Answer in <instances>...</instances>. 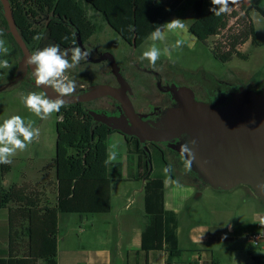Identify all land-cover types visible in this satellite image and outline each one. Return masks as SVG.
Here are the masks:
<instances>
[{"label":"trees","instance_id":"1","mask_svg":"<svg viewBox=\"0 0 264 264\" xmlns=\"http://www.w3.org/2000/svg\"><path fill=\"white\" fill-rule=\"evenodd\" d=\"M9 1L19 32L32 53L50 45H59L62 51L78 47V34L84 44L90 42L98 31V25L85 5L101 13L125 42L132 47L135 43L138 48L156 27L162 26L188 1H191L194 17L188 30L211 49L217 60L223 63L234 58L249 60V53L241 50L248 41L254 48L264 46V40L257 37L249 7L241 10L237 5H230L229 14L216 17L210 10L206 11L208 0ZM1 5L0 2V30L16 46L14 55L18 58L22 56V50L8 32ZM255 9L264 17V9L259 6ZM43 19H47L45 28L40 26ZM37 35L41 39H34ZM70 56L69 51V59ZM18 65L19 60L13 73ZM89 110L86 103H75L66 104L57 113L56 156L43 168L54 172V178L48 179L47 194L30 182L0 187V209L8 210L10 224L9 254L0 258V264H58L61 213L87 215L111 212L112 182L118 179L113 164L105 161L110 150V138L119 132L96 122ZM125 139L128 153L136 156L135 179L145 181L142 248L151 251L165 247L167 264H172L174 259L182 257L184 251L179 247L178 214L165 205V179L152 176L150 147L157 146L149 142L144 148L135 136H125ZM161 151L165 160L166 153ZM11 170L12 165L0 164L1 178L5 179ZM251 257L256 264H264V257L253 253ZM213 264L217 263L213 261Z\"/></svg>","mask_w":264,"mask_h":264},{"label":"rangeland","instance_id":"2","mask_svg":"<svg viewBox=\"0 0 264 264\" xmlns=\"http://www.w3.org/2000/svg\"><path fill=\"white\" fill-rule=\"evenodd\" d=\"M190 3L191 1L186 2L184 6L192 11ZM85 6L98 25V31L92 37L91 44H96L100 51H111L116 61L124 66L130 79L128 82L137 92H141L144 86V89L150 93L151 99L148 93L141 92V95L139 93L140 98L135 100V108L140 114L149 112L152 105L157 103L155 95L159 87L156 88L155 77L163 76L165 81L170 79L177 85L183 86H194L204 81L211 85L215 82L211 81V78H219L224 82L237 84L238 88L247 91L264 89V46L254 48L248 43L244 49L250 55L249 60L234 58L230 62L223 63L214 57L209 47L200 43L189 31L187 33L184 29L183 32L178 33L166 32V40L157 42L162 55L157 61L156 68L153 69L147 60H141L142 52L152 44L150 39L138 48L132 47L103 19L101 13L90 5ZM175 16V18L182 19L185 27H188L190 20L180 11L175 12ZM193 19L192 15L191 21ZM254 21L257 37L263 40L264 19L255 15ZM46 23L47 19H43L40 26L45 28ZM2 38L6 41L10 52L0 59H7L12 68L11 71L0 69V123L12 115H20L26 120L35 121V126L40 128L39 140L31 144L26 151L18 152L13 158L12 170L6 176L5 184L7 187L12 184L30 182L40 189L39 179L41 177L36 175L32 168L41 165L44 159L50 161L56 156L57 113L47 120H40L24 107L21 102L22 95L29 92L45 93L31 84V73L27 74L23 81H16L17 70L13 73V68L22 56L17 58L14 55L17 51L16 46L7 37ZM193 38L196 41L193 42ZM177 39H182L185 43L180 49H172ZM165 48H169V51L164 52ZM99 64L97 62L88 65L82 62L74 70L68 72V76L76 81V93L96 84H116L117 81L111 73L110 65ZM101 70L103 73L100 72ZM86 104L91 110L97 109L96 111L107 114H119L120 112V105L109 98ZM113 144L118 146V159L113 164L114 169L121 165L123 175H131L136 170V156L128 153L125 137L119 133L113 135L110 139V150ZM161 150L166 153L165 160ZM150 152L152 176L165 179L167 197L172 198L179 211L180 246L184 251L181 259L189 262L195 254L199 256L203 254L202 259L206 264H213V261L217 264H256L252 260V253L264 257V242L260 246L252 247L246 240L248 234L264 232V199L258 198L247 185H239L226 191L214 189L193 171L185 172L184 157L169 146L163 144L162 149L151 146ZM167 166L173 169V175L170 174L169 177H166L163 172ZM49 174L53 179L54 172H49ZM50 197L53 198L52 195ZM137 206L138 203L133 207ZM81 218H84V222ZM101 218L99 214L61 213L62 231L59 237L62 248L70 242V237H65L66 231L72 229L73 241L94 249L92 244L95 242L91 240L92 232L89 227ZM81 226L87 228L88 231L84 234L80 233ZM205 235L207 237L203 238ZM114 243L112 239V244ZM79 264L88 263L80 262Z\"/></svg>","mask_w":264,"mask_h":264},{"label":"water","instance_id":"3","mask_svg":"<svg viewBox=\"0 0 264 264\" xmlns=\"http://www.w3.org/2000/svg\"><path fill=\"white\" fill-rule=\"evenodd\" d=\"M11 33L22 50L16 81H23L33 66L26 65L32 54L19 32L9 0H0ZM133 46L136 48L135 43ZM78 47L85 48L78 34ZM111 72L118 86L96 84L66 98V104L88 103L112 97L120 105V114L89 110L96 122L103 123L125 136L138 137L142 144L172 143L180 155V145L190 144L195 160L192 171L217 190H231L239 185L249 186L255 195L264 199V89L247 91L243 88L224 105L199 101L187 86L172 85L168 91L178 104L168 108L158 122H150L137 112L130 96L131 86L113 54L108 53ZM103 58V59H104ZM31 84L35 85L32 74ZM45 95L56 98L50 88L38 87Z\"/></svg>","mask_w":264,"mask_h":264},{"label":"crops","instance_id":"4","mask_svg":"<svg viewBox=\"0 0 264 264\" xmlns=\"http://www.w3.org/2000/svg\"><path fill=\"white\" fill-rule=\"evenodd\" d=\"M184 5L185 4H183L177 11H180V13L188 18L191 23L193 21H191L193 12ZM237 6L241 10H245L247 7H249L250 16L253 22H255V15H259L264 19V17L255 9V7L257 6L264 9V0H241L239 5ZM211 7L212 5L210 3V0H208L206 4V11H209ZM174 16L175 13L167 21L174 19L176 17ZM185 31H187L188 33V27H185ZM194 41H196L195 38H193V42ZM248 43L251 44V42L248 41L245 45H247ZM245 45L241 47V50L247 52L244 49ZM116 134L117 133H114L113 135ZM50 161L49 159H44L41 165L32 168L34 170V173L41 177L39 179L41 184V188L39 190H41L42 193L46 194L48 192L47 188L50 174L49 172L44 171L43 168ZM114 173L118 181L112 182L111 212L106 214H99L102 216V218L100 220H97L95 224H92L89 227L90 231L92 232L91 240L95 242L94 244H92L94 246V249H89V247L85 245L82 246L81 244L73 241L71 238V232L73 230L68 229L65 233V237L67 238L69 236L70 242L66 246H64V248H62L61 246V240L59 237L58 264H79L80 262H87L88 264H167L168 252L165 250V247H163L162 250L151 251H145L142 248V232L145 224V181L135 179L136 170L133 171L131 175L124 176L122 173L121 165L119 168H116ZM5 181L6 177L5 179H2L0 174V187H6ZM118 185L121 186L119 187ZM117 188L118 191H116ZM137 203L138 206L134 208L133 206ZM165 205L168 210L175 211L178 214L179 211L177 209V205L174 203L172 198L168 199L167 197V187ZM81 219L82 222H84V218ZM179 223L178 239L179 247L180 249H182L180 246L181 243ZM59 227L61 233V214L59 215ZM87 231V228H83L82 226L80 227V233L84 234ZM9 232L10 224L8 210L0 209V258L7 257L9 254ZM114 233H116V235ZM206 237L207 236L205 235L203 238ZM66 238H64V241H66ZM112 239L115 241L114 244H112ZM114 255L116 256L114 257ZM202 257L203 254H201L200 256L198 254H195L191 257L189 262L179 258L174 259V263L172 264H206L204 263Z\"/></svg>","mask_w":264,"mask_h":264},{"label":"clouds","instance_id":"5","mask_svg":"<svg viewBox=\"0 0 264 264\" xmlns=\"http://www.w3.org/2000/svg\"><path fill=\"white\" fill-rule=\"evenodd\" d=\"M159 2V0H158ZM241 0H210L212 7L210 12L216 17H220L231 12L230 5H239ZM185 24L180 18H174L164 25L156 27L150 33L148 39L152 41L151 46L142 52L141 60H147L149 66L156 68L157 61L160 60L162 50L157 46V42H164L167 33L183 32ZM3 30H0V57L7 56L10 52L6 41L2 38ZM34 39L39 40V35ZM66 39V38H65ZM185 42L182 39H177L172 45V49H180ZM69 51L71 53L70 59ZM164 52H168L169 48H165ZM91 52L81 47H72L70 50H61L59 45H50L43 49L37 50L30 54L25 63L33 66V77L36 87H47L56 94V98H50L45 94L29 92L21 96V102L24 107L38 117L40 120H47L53 114L58 113L62 107L66 106V98L75 97L76 81L68 76L70 70L78 67L82 61H88ZM12 65L7 59H0V69L11 71ZM40 137V128L35 126V121L20 115H12L4 119L0 123V164L11 165L13 158L18 152L26 151L31 144L37 142ZM190 144H195V141H189L180 145L181 156L184 157L185 172L192 171V165L195 160V155ZM117 145L113 144L108 153V158L105 163H115L118 159ZM173 169L167 166L163 169L166 177H169Z\"/></svg>","mask_w":264,"mask_h":264},{"label":"flooded vegetation","instance_id":"6","mask_svg":"<svg viewBox=\"0 0 264 264\" xmlns=\"http://www.w3.org/2000/svg\"><path fill=\"white\" fill-rule=\"evenodd\" d=\"M84 47H85L84 49L90 51L91 54L88 57V61H82L83 63L85 62L86 64L89 65V63H97V62H99L100 63L99 65H102V66L108 65V64L110 65L109 60L104 58L108 53L111 52L110 50L100 51L98 49L97 45L96 44L95 45L91 44V42H88L87 44H84ZM30 50H31V48H30ZM118 64H119V66H120V68L122 70V73L125 76L126 80L129 81L130 79L128 78V76L126 74L127 72L125 71L124 66L121 65L119 62H118ZM100 72L103 73V70H101ZM29 73H31L30 70L28 71V74ZM115 80L117 81L116 77H115ZM155 80H156V88L159 87V90L157 89V91H158L157 95H155V97L157 99L156 100L157 103L152 105V108H151V110L149 112L141 113L142 115H145L144 119H146V120H148L150 122H154V123L159 121V119L162 117L163 113L168 108L173 107V106L178 104V102H177L176 98L173 96V94L168 91V88L170 86L177 85V83L174 82L173 80H170V79H167V81H165L163 76L155 77ZM211 81H215L216 84H214L215 82H213L211 85H208V83L204 81V82H200L198 85H194V86L187 85V87H190L194 91L195 97H196L197 100L208 102V103H213V104L218 105V106L219 105H224L227 102H229L231 100V98L233 97V95L240 91V88H238L239 86L237 87V84L228 83L226 81L224 82L222 79H219V78H216V79L215 78H211ZM105 84H107V83H105ZM111 85L118 86L119 84H118V81H117L116 84H111ZM177 86L181 87L183 85H177ZM141 92L146 93V94L148 93L147 95L150 97V93L147 90L144 89V86L142 87ZM141 92H137L131 86L130 96H131V99L133 101V104L135 103V100L137 101V98H140L139 93L141 95ZM105 98H109V99H112L115 102H117L112 97H103V98H99V99H96V100L88 102V103L100 101V100H103ZM150 99H151V97H150ZM92 110H95V109H92ZM119 114H120V112H119ZM147 143H149V142H147ZM163 144L166 145V146H169L170 148H172L171 147L172 143H155V145L159 149H162ZM145 145L146 144H143L144 148L147 147ZM173 150L175 152H177L175 149H173Z\"/></svg>","mask_w":264,"mask_h":264},{"label":"built area","instance_id":"7","mask_svg":"<svg viewBox=\"0 0 264 264\" xmlns=\"http://www.w3.org/2000/svg\"><path fill=\"white\" fill-rule=\"evenodd\" d=\"M246 240L252 247L260 246L264 242V232L248 234ZM158 264V263H155Z\"/></svg>","mask_w":264,"mask_h":264}]
</instances>
